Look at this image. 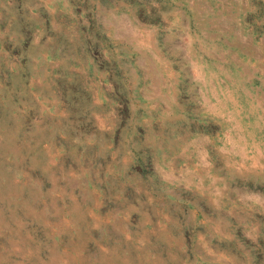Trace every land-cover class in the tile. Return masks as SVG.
<instances>
[{
	"label": "rangeland",
	"instance_id": "obj_1",
	"mask_svg": "<svg viewBox=\"0 0 264 264\" xmlns=\"http://www.w3.org/2000/svg\"><path fill=\"white\" fill-rule=\"evenodd\" d=\"M0 264H264V0H0Z\"/></svg>",
	"mask_w": 264,
	"mask_h": 264
}]
</instances>
